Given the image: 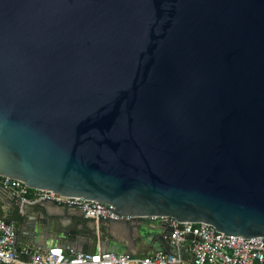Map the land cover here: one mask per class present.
Here are the masks:
<instances>
[{"label":"water","instance_id":"water-1","mask_svg":"<svg viewBox=\"0 0 264 264\" xmlns=\"http://www.w3.org/2000/svg\"><path fill=\"white\" fill-rule=\"evenodd\" d=\"M0 177L137 218L90 246L27 205V252L173 253L146 217L264 238V0H0Z\"/></svg>","mask_w":264,"mask_h":264},{"label":"built area","instance_id":"built-area-1","mask_svg":"<svg viewBox=\"0 0 264 264\" xmlns=\"http://www.w3.org/2000/svg\"><path fill=\"white\" fill-rule=\"evenodd\" d=\"M0 187L7 192L20 214L24 207L36 203H51L67 211H75L96 229L110 220L135 222L134 216L114 214L113 206L84 198L67 197L48 190L32 189L24 182L0 177ZM159 219L170 228L169 242L175 247L173 253L152 252L137 255L98 250L94 253L73 248L54 246L43 251L27 252L18 242L15 221L0 217V264H264V238L242 239L227 237L213 226L205 223L178 222L173 218ZM190 237V238H189ZM184 249V261L179 251Z\"/></svg>","mask_w":264,"mask_h":264},{"label":"crops","instance_id":"crops-1","mask_svg":"<svg viewBox=\"0 0 264 264\" xmlns=\"http://www.w3.org/2000/svg\"><path fill=\"white\" fill-rule=\"evenodd\" d=\"M45 207L51 212V213H58L59 210H65L61 209L59 207H56L54 205L47 204ZM59 208V209H58ZM67 211V210H65ZM25 213V212H24ZM23 213V214H24ZM27 213V212H26ZM67 213L70 215L69 220H62L61 223L63 227L69 230V238L73 241H75L77 236L81 237V242L82 244H89L92 246L93 244V233L94 231L97 232L95 229V224L92 221L84 219L80 213L75 212V211H67ZM29 214V222H24V227L23 230L26 234H31L32 233H38V231L43 229L45 227V224L43 226L38 225L37 219H46L43 214H41L37 209H29L28 210ZM22 214L18 213L17 211V206L15 204V201L11 198V196L5 192L4 190L1 189L0 187V217L1 218H6L8 220H11L12 218H18L22 221ZM44 217V218H43ZM46 221V220H45ZM41 236V235H40ZM42 239V237H40ZM98 236V250H105L107 249L106 246V240L110 239V237L107 234H97ZM116 239L119 241H128L129 238L127 237L126 233H121L116 235ZM138 249L131 248L129 251L130 253H138L141 251L142 246L144 245L143 242L137 243ZM22 248H25V246L20 245ZM61 247L69 249L73 248L76 250H80L81 246H77L76 243L74 242L73 244L69 245L67 243H63ZM35 252V251H33ZM90 252V251H86ZM152 250H149V253H152Z\"/></svg>","mask_w":264,"mask_h":264},{"label":"flooded vegetation","instance_id":"flooded-vegetation-1","mask_svg":"<svg viewBox=\"0 0 264 264\" xmlns=\"http://www.w3.org/2000/svg\"><path fill=\"white\" fill-rule=\"evenodd\" d=\"M11 220L15 221V227H16V228H17V227L20 225V223H21V220H20V219H11ZM37 224H38V225H41V226L44 225V223H42V222H38ZM16 231H17V236H18V239H19V235L21 234V232H19L17 229H16Z\"/></svg>","mask_w":264,"mask_h":264},{"label":"trees","instance_id":"trees-1","mask_svg":"<svg viewBox=\"0 0 264 264\" xmlns=\"http://www.w3.org/2000/svg\"><path fill=\"white\" fill-rule=\"evenodd\" d=\"M12 219H18V218H12Z\"/></svg>","mask_w":264,"mask_h":264}]
</instances>
